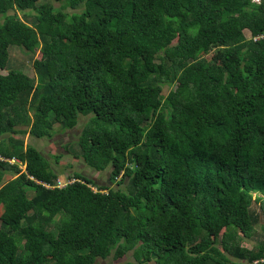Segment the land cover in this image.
I'll use <instances>...</instances> for the list:
<instances>
[{
  "label": "trees",
  "instance_id": "obj_1",
  "mask_svg": "<svg viewBox=\"0 0 264 264\" xmlns=\"http://www.w3.org/2000/svg\"><path fill=\"white\" fill-rule=\"evenodd\" d=\"M82 119L117 186L15 137ZM110 257L264 264V0H0V264Z\"/></svg>",
  "mask_w": 264,
  "mask_h": 264
},
{
  "label": "rangeland",
  "instance_id": "obj_2",
  "mask_svg": "<svg viewBox=\"0 0 264 264\" xmlns=\"http://www.w3.org/2000/svg\"><path fill=\"white\" fill-rule=\"evenodd\" d=\"M61 2H55L54 6L59 7ZM71 11V9H68ZM23 17L22 12L19 13ZM247 36H250L251 33L249 30H245ZM31 52H26L23 48L12 47L10 51V56L14 64L24 69V71L31 77L36 78L35 69L33 67V59ZM39 54V51H37ZM8 70L5 69L2 73H7ZM171 88L165 87L164 94H167ZM85 119H82L78 126L73 129L62 130L58 128L57 132L53 134L51 138H36L28 132H17L15 137L23 138L27 144H31L37 147L60 173L59 181L61 185L67 183L69 179V174L73 172L80 171L86 174L89 177H92L98 185H111L117 186L115 183L110 181V169L108 168L105 171H96L95 169L89 167L82 158H76L74 153H72V146L75 145L77 137L79 136L82 124ZM24 129L25 127H19ZM26 129V128H25ZM57 156H60L57 160ZM14 161V160H12ZM22 169H25L24 165H21ZM11 175H8L6 179L10 178ZM123 185V184H122ZM258 232L261 233V225L257 226ZM119 263L122 260L114 261L111 260V257L106 260H98L96 264H110V263Z\"/></svg>",
  "mask_w": 264,
  "mask_h": 264
}]
</instances>
